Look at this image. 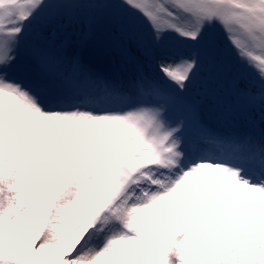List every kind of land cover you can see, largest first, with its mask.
I'll return each mask as SVG.
<instances>
[{"label":"snow or ice","instance_id":"snow-or-ice-1","mask_svg":"<svg viewBox=\"0 0 264 264\" xmlns=\"http://www.w3.org/2000/svg\"><path fill=\"white\" fill-rule=\"evenodd\" d=\"M0 264H264V0H0Z\"/></svg>","mask_w":264,"mask_h":264},{"label":"rangeland","instance_id":"rangeland-1","mask_svg":"<svg viewBox=\"0 0 264 264\" xmlns=\"http://www.w3.org/2000/svg\"><path fill=\"white\" fill-rule=\"evenodd\" d=\"M125 247H134V246H132V245H125Z\"/></svg>","mask_w":264,"mask_h":264}]
</instances>
